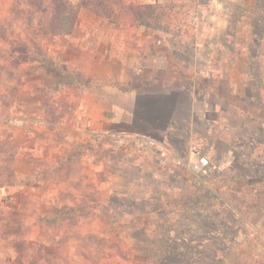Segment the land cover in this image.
<instances>
[{
  "label": "rangeland",
  "instance_id": "rangeland-1",
  "mask_svg": "<svg viewBox=\"0 0 264 264\" xmlns=\"http://www.w3.org/2000/svg\"><path fill=\"white\" fill-rule=\"evenodd\" d=\"M48 2L49 17L46 0H0V144L2 128L14 122L1 118L9 112L17 117L24 106L53 121L72 109L75 119L64 124L72 129L76 158L103 162L98 177L111 181L91 187V201L74 207L100 212L110 236H88L96 249H66L64 238L30 247L20 238L33 235L25 226L39 221L36 208L47 211L48 203L22 196L25 207L18 210L0 189V264H264V0H248L243 24L230 0H169L160 3L157 30L139 24L133 11L151 2ZM65 8L66 23L58 27ZM241 69L249 81L241 82ZM82 87L89 91L84 100L99 98V107L96 100L81 106ZM136 89L164 96L166 105L135 106L129 96ZM132 105L157 117L149 127L137 125L166 140V162L157 149L140 155L115 144L107 133L114 130L95 133L97 121ZM191 144L212 163L202 174L185 165L195 159ZM8 160L0 154V184L10 175L1 164ZM226 162L228 169L220 168ZM78 220L48 222L60 228Z\"/></svg>",
  "mask_w": 264,
  "mask_h": 264
},
{
  "label": "crops",
  "instance_id": "crops-1",
  "mask_svg": "<svg viewBox=\"0 0 264 264\" xmlns=\"http://www.w3.org/2000/svg\"><path fill=\"white\" fill-rule=\"evenodd\" d=\"M142 1L165 3L169 0ZM230 1L236 3L240 8L242 17L241 24H243L244 9L246 10L248 8V0ZM124 37L128 40L130 39V34H124ZM124 50L126 51V49ZM231 69V67L226 66L224 71L225 77L227 78L226 80L229 79V81ZM247 72V70L244 71L241 69L242 83H244V81H249L248 76L244 77V75H248ZM237 81H240V79H237ZM169 85L170 84H168L167 87H169ZM68 90L69 88L66 91ZM88 93L87 87H82V94L79 100L81 106L85 108H88V106L91 107L96 100L97 106L99 107V98L92 101V104L89 100H84ZM155 94L154 92L143 93L140 89H136L135 92L130 94L129 100H134L135 106H139V102L143 100H154L153 102H155V104L159 102L160 105L165 106L166 102L164 100L167 99L164 96ZM65 96L72 100L74 94L68 91ZM65 96L63 99L66 98ZM22 102H24V100ZM12 103L13 102H11V104ZM21 104L23 105V103ZM135 106H133V108L126 106L123 110L117 109L116 111L118 114L116 113L113 115L114 117L112 116L109 119L105 118L102 121H97L95 133L100 134L106 130H121L122 128L124 130L144 131V129L138 127L137 124L141 123L144 126L147 124L149 127L153 124L152 121L157 117H150L146 112L143 115L136 111ZM26 109V107L22 106L19 111L20 115L17 117H14L10 112L7 116L1 117L3 121H7V124L11 120H14V122L10 123V125L4 129L2 128V132L4 131L5 134L1 133L0 154L3 159L4 157H8L9 160L2 161L1 164L5 165L11 172L9 171L10 175L8 179L0 184V189L8 191V195L4 196V198H6L8 202L17 204L19 207L18 210L25 207L21 202L22 196L28 200H34L35 202L48 203V210L43 211V209L36 208V216L39 217V221L44 220L46 222L45 226L37 227L39 221L25 226L28 228L27 232L33 235H25V237L23 236L20 239L26 240V243H28L30 247H36L37 249H41L49 243L52 244L55 241L57 242V239L61 240L62 238L65 239V244L63 246L66 249L79 248L86 250L93 247H95V249L98 248L96 245L87 243H89L88 236H95L97 238H108L110 236L107 227L102 225L99 220L101 213L93 211L94 215L90 216L85 212H77L74 205L79 202L88 203L91 201L89 200V190L91 187H96L97 190H99L100 187H107L106 185L111 183V181L98 177L99 170L102 168L106 169L107 165L101 161L82 162L79 158H76V150H73L72 146V137L74 136L72 135V129L70 126L64 124L69 119L70 121L75 119L76 116H74V113L72 114V109L70 110L71 113L69 112L70 114L67 115L68 118H66L65 115V117L53 121L46 120V118L43 120L38 114L33 116L27 114L25 112L27 111ZM67 110L69 111V109ZM60 111L61 109H58V112ZM163 111L165 112V109H163ZM172 113L173 111L169 113V116H171ZM58 133L60 136L57 135ZM169 134H171V132ZM168 137L170 140L172 139V136ZM187 151L188 150H186V152ZM229 152L231 151L229 150ZM90 167L93 170H91ZM223 167L228 169V163H221L220 168ZM74 171L77 172L76 175ZM90 173H92V176ZM113 179L115 182L119 183V185L120 183L121 186L125 185L117 176H114ZM85 188L87 190H85ZM0 196L3 197L1 194ZM59 205L62 207L63 211L58 210ZM74 216L79 218L75 224L53 228L49 223L50 221L52 223L56 218L68 219ZM82 218H86L85 221H82ZM42 228L44 232H41Z\"/></svg>",
  "mask_w": 264,
  "mask_h": 264
},
{
  "label": "built area",
  "instance_id": "built-area-1",
  "mask_svg": "<svg viewBox=\"0 0 264 264\" xmlns=\"http://www.w3.org/2000/svg\"><path fill=\"white\" fill-rule=\"evenodd\" d=\"M87 121L90 123L89 119ZM115 131V132H114ZM107 132L113 136L115 144L132 148L137 154L146 155L149 150L157 149L163 162L170 157V150L166 140L157 138L139 130H114ZM102 134H100L101 136ZM190 151L195 159L190 158L185 165L196 174H202L212 166L207 153L201 152L198 147L191 144ZM181 162V161H180Z\"/></svg>",
  "mask_w": 264,
  "mask_h": 264
},
{
  "label": "trees",
  "instance_id": "trees-1",
  "mask_svg": "<svg viewBox=\"0 0 264 264\" xmlns=\"http://www.w3.org/2000/svg\"><path fill=\"white\" fill-rule=\"evenodd\" d=\"M46 9H47V16L49 17L52 14L51 11V6L48 2V0H46ZM138 5V4H137ZM165 6L163 4H160L159 2H151V3H144V4H140L139 6L133 7L134 8V14L136 16V21L139 24H142L143 26H146L148 28H152L154 30H157L160 26V23L163 19L164 16V12H163V8ZM67 8H65V17H63V19H60L57 22V26L58 27H62V25H65V20H67L66 15H67ZM94 11L97 13V15L99 16H104L105 13L101 12V9L99 7H97V9H94ZM34 20L36 18H33ZM60 34L62 33V31H58V32H54V35L56 34ZM70 31H63V34H69Z\"/></svg>",
  "mask_w": 264,
  "mask_h": 264
}]
</instances>
